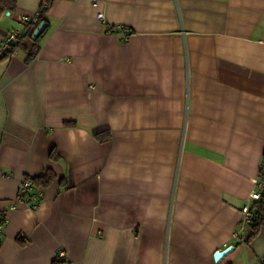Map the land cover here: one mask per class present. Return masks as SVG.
<instances>
[{
  "label": "crops",
  "instance_id": "1",
  "mask_svg": "<svg viewBox=\"0 0 264 264\" xmlns=\"http://www.w3.org/2000/svg\"><path fill=\"white\" fill-rule=\"evenodd\" d=\"M46 22L0 57V264H264V226L233 235L264 190V0H57Z\"/></svg>",
  "mask_w": 264,
  "mask_h": 264
},
{
  "label": "built area",
  "instance_id": "2",
  "mask_svg": "<svg viewBox=\"0 0 264 264\" xmlns=\"http://www.w3.org/2000/svg\"><path fill=\"white\" fill-rule=\"evenodd\" d=\"M7 14H9V11H6ZM97 17L101 20H103V14L98 13ZM36 21V16L28 17V16H22L20 18V22L22 24H31ZM124 35L123 40H127L129 38V29L123 28ZM22 30L19 28L12 29L8 31L5 35V38L2 42V45L0 46V57L6 55V52L10 51L14 45H16L22 36ZM259 185H264L262 182H257ZM43 195V190L39 185H36L33 180L29 179L28 177H22L18 188L16 191V198L19 203L28 206L30 208H37ZM260 192L258 190H252L249 197L253 200H259L260 199ZM241 222L240 227L237 232H234V237L242 240L243 238L240 236L239 231L243 229V227L246 224H249L251 220L253 219L254 212L247 206L243 205L241 208ZM6 223V218L3 215H0V243H1V233H2V227ZM25 243H28L26 240ZM232 246V245H231ZM57 257L62 260V264H70L65 259V252L63 250H59ZM261 262L264 263V256L261 258Z\"/></svg>",
  "mask_w": 264,
  "mask_h": 264
},
{
  "label": "trees",
  "instance_id": "3",
  "mask_svg": "<svg viewBox=\"0 0 264 264\" xmlns=\"http://www.w3.org/2000/svg\"><path fill=\"white\" fill-rule=\"evenodd\" d=\"M17 1L18 0H0V16L6 11H12L16 7ZM55 1H57V0H40L38 12L36 15V21L30 24V26L27 29V32L21 36V39L25 36L28 37L29 39H32L34 29L42 20L46 21V13L52 7V5L54 4ZM36 40H37V38L32 41L33 44L35 43ZM17 44H19V43H17ZM16 45H14V47ZM33 56H34V52H32V50H31L29 52L27 59H29ZM66 125H71V124L66 123ZM94 136H95L96 140H98L100 142H104V141L109 140L110 132L109 131L96 132ZM50 157L52 159H57L56 152L52 151L50 153ZM262 164H264V153H262ZM259 174L261 177H264V165H262V169L260 170ZM53 179H54V174L50 171H46L43 175L39 176L38 178H36L34 180L36 182H40V183L46 185V184L50 183ZM262 179H264V178H262ZM260 194H261L260 199L254 203L255 212H254L253 219L249 223L251 231H250L249 235L247 236V239H250L253 235H255L257 233V231L262 226H264V190H262Z\"/></svg>",
  "mask_w": 264,
  "mask_h": 264
},
{
  "label": "water",
  "instance_id": "4",
  "mask_svg": "<svg viewBox=\"0 0 264 264\" xmlns=\"http://www.w3.org/2000/svg\"><path fill=\"white\" fill-rule=\"evenodd\" d=\"M47 22L45 20H42L34 29L33 31V35H32V39L35 40L38 35L41 33V31L44 29V27L46 26ZM232 246H227L226 248H224L223 250H216L213 253V259L214 261L219 260L228 250H230Z\"/></svg>",
  "mask_w": 264,
  "mask_h": 264
}]
</instances>
